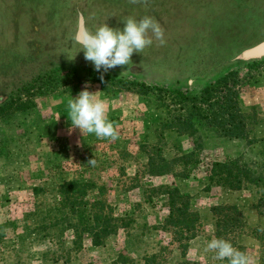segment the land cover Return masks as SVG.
<instances>
[{"label":"rangeland","instance_id":"374dc122","mask_svg":"<svg viewBox=\"0 0 264 264\" xmlns=\"http://www.w3.org/2000/svg\"><path fill=\"white\" fill-rule=\"evenodd\" d=\"M144 16L159 22L166 43L153 39L129 65L104 74L148 85L137 95L129 92L136 86L101 82L103 69L77 42L78 18L84 33L104 23L122 30L128 17ZM262 42L264 0H0V264H228L204 251L216 238L220 207L236 212L219 238L264 264V206L256 208L264 188L206 189L205 175L211 161L234 159L255 176L263 172L264 55L240 56ZM85 84L101 92L119 139L71 125L67 101ZM229 91L237 111L223 127L235 137L192 117L202 149L183 167L177 159L192 140L169 129L173 117L221 115ZM159 168L167 173L150 174ZM73 181L84 190L66 185ZM165 187L188 197L198 220L191 240L166 225ZM107 217L127 226L92 246Z\"/></svg>","mask_w":264,"mask_h":264},{"label":"clouds","instance_id":"9594fccd","mask_svg":"<svg viewBox=\"0 0 264 264\" xmlns=\"http://www.w3.org/2000/svg\"><path fill=\"white\" fill-rule=\"evenodd\" d=\"M132 4L147 5L149 0H129ZM153 39L163 46L164 29L159 22L151 16H144L137 20L128 17L124 21L123 29H114L107 23L99 26L95 32L85 31L77 36V42L82 45L84 58L92 62L97 72H103L100 80L104 82V74L117 66H125L131 63L134 53L142 52L153 44ZM88 84L77 97H71L67 101V117L74 128L80 129L82 134H95L97 138L115 141L119 139V124L108 117V106L104 99L100 98L101 92L88 91ZM94 163L93 160L89 164ZM264 231V228L260 229ZM205 252L213 253V261H225L228 264H255L247 252L233 246L224 238L211 239ZM32 264H41L33 261Z\"/></svg>","mask_w":264,"mask_h":264},{"label":"trees","instance_id":"16d2710c","mask_svg":"<svg viewBox=\"0 0 264 264\" xmlns=\"http://www.w3.org/2000/svg\"><path fill=\"white\" fill-rule=\"evenodd\" d=\"M104 80L113 82L114 84L117 83H119L120 85L130 84L136 86L137 88H139V91L130 90L129 92H132L137 95H144L150 92V88L148 87V85L143 83H134V82L127 83L121 79H115V77L107 76V75H104ZM156 92H160V90L158 89L156 90ZM171 93L176 96H181L179 98L181 101L184 100L194 101V98H190L188 96L184 97L178 91H171ZM236 95H237L236 92L235 93L231 91L227 92L223 100V102L228 105L226 108L223 107L222 102L220 101L221 103H219L220 105L219 108L221 115L216 114L215 111L211 109H208V112L206 113L200 114L196 111L195 113H190L188 116L184 118L173 117L172 124L169 126V129L175 131L177 135H185L187 136L188 139L190 138L192 140L191 141L192 147L190 151L186 154L181 155L177 159V161H179L183 165V167H185L187 163L192 162V159L196 155V151L202 149L200 138L199 137L194 138V136L196 135V129L194 128V125L192 123V119H191L192 117L195 119L203 120L206 124L211 123L213 125V122L218 123L221 127L218 130V132H221V136L230 137V138L235 137L231 131H229L228 129H224L223 123L226 122L227 124H232V122H235V120H233L235 119V114L233 113L237 111L235 107ZM200 101H207V100L206 98H203L202 100L200 99ZM208 106H213V105H208ZM197 162L198 161L196 160L195 163ZM261 166L263 169L262 174L255 176V174H252L253 172L250 171L249 167L246 164L240 163L236 159L228 160V161L226 160L223 162L211 161L207 165V169L205 170L206 181H207L206 189L214 185L222 189L236 191L240 189V186L243 182L252 184L254 186L261 185L264 188V162L261 164ZM149 172L152 175H163L167 173V170L159 168L157 169V171L151 169ZM66 185L70 187L72 190H74V188H77L74 191L82 192L84 190L82 189L84 185H79L75 181L68 182ZM165 189L167 190L164 193V195L167 198V211H168L167 217L165 219L166 225H169L170 227H175L176 229H181V231L185 234L184 240L186 241L191 240L194 237V226L198 222V220L196 215L191 211H189L188 209V203L186 201L188 197L184 194H180L176 188L165 187ZM263 206H264V199L259 198V200L256 203V208L260 209ZM217 210L221 214L220 219H218V221H216L215 224V228L216 230H218L216 233V238H219V234H220L219 228L226 227L229 221L234 220L230 216L231 213L236 212V210L232 207H220L217 208ZM212 211H215V209H213ZM259 212L262 211L259 210ZM94 220H96V222L99 221V217L94 216ZM117 221L120 222L119 225L116 224ZM126 226L127 225L124 223L123 219H112L110 217L103 219V224H101L100 227H98L97 232L94 234V236H92V239H90L92 246H100L102 239L106 238L109 235L115 234L119 228ZM223 237L224 235L222 236V238Z\"/></svg>","mask_w":264,"mask_h":264},{"label":"water","instance_id":"95a60500","mask_svg":"<svg viewBox=\"0 0 264 264\" xmlns=\"http://www.w3.org/2000/svg\"><path fill=\"white\" fill-rule=\"evenodd\" d=\"M78 35H81V36L83 35L82 20L80 17L78 18ZM262 55H264V42L258 44L257 46L251 49L244 51L243 53H241L240 56L245 59H248V58L252 59V58H259Z\"/></svg>","mask_w":264,"mask_h":264}]
</instances>
